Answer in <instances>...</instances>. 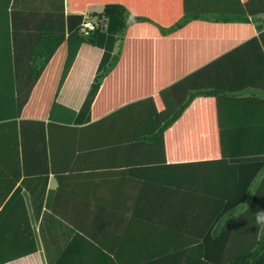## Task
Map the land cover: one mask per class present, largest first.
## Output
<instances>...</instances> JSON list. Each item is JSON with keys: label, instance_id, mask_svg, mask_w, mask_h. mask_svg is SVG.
<instances>
[{"label": "crops", "instance_id": "0c3cea01", "mask_svg": "<svg viewBox=\"0 0 264 264\" xmlns=\"http://www.w3.org/2000/svg\"><path fill=\"white\" fill-rule=\"evenodd\" d=\"M128 4L140 15L168 25L180 23L170 35L143 22L134 24L132 17L129 26L135 27L129 52L157 55L155 63L148 60L147 68L156 64L163 71H188L173 84L172 114L142 109L123 111L119 118L93 119L92 107L101 91L94 88L95 78L102 62L108 64L123 50L124 37L118 34L116 15L106 13L102 4L90 6L88 11L101 17L110 31L98 47L82 46L58 94V102L77 115L66 114L70 126L55 128L47 159L43 144L35 137L29 139L27 175L8 190L5 182L14 180L5 177L18 174V163L0 160V262L4 264H111L121 252L126 259L122 247L131 245L133 237L124 231L133 227L130 216L138 199L148 197L151 189L159 197L166 185H175L184 175L194 180L196 170L191 165L211 173L212 161L223 146L245 147L232 137L245 132V119H252L254 125L264 117L259 108L245 111L235 101L264 95V51L252 42L253 37L240 39L251 33L236 18L244 10L240 0H128ZM251 7L260 13L263 3L255 1ZM248 19L258 37L264 14ZM50 78V73L45 74L40 82L50 85ZM222 89L242 94L232 96L236 99L214 96ZM186 102L189 106L178 114L176 108ZM177 115L165 128L160 116ZM221 132L231 135L224 144ZM149 182L156 188H150ZM29 225L34 242L26 235ZM147 238L140 236L139 242Z\"/></svg>", "mask_w": 264, "mask_h": 264}, {"label": "trees", "instance_id": "16d2710c", "mask_svg": "<svg viewBox=\"0 0 264 264\" xmlns=\"http://www.w3.org/2000/svg\"><path fill=\"white\" fill-rule=\"evenodd\" d=\"M240 1L244 10L236 18L251 31L240 39L253 37L252 42L264 51V29L255 37L248 19L264 14V0ZM255 1L263 3L262 11L256 14L251 7ZM96 4L120 19L118 34L124 37V44L108 64L102 62L95 78L94 88L101 87V91L92 107L93 119L119 118L123 111L142 109L172 114L173 84L188 71H163L155 68L156 64L147 68L148 60L155 63L157 55L129 52L135 29L129 26L132 17L134 24L143 22L170 35L180 23L168 25L140 15L128 0H0V160H14L19 168L18 174L5 177L14 180L5 182L6 190L27 175L29 139L35 137L43 144L47 159L55 128L70 126L71 118L66 114L77 115L57 97L82 46L98 47L108 38L109 26L90 31L84 28L87 20L101 19L88 11ZM49 73L51 84L44 86L40 81ZM213 94L236 99L232 96L242 93L222 89ZM235 101L244 105L245 111L259 108L264 113V95ZM189 104L179 105L178 114ZM178 116L160 119L167 128ZM253 122L246 118L245 132L232 136L245 147L223 146L212 161L211 173H204L205 168L198 164L191 165L196 170L194 180L188 181L184 175L175 185H164L159 197L153 196L156 191L151 189L148 197L137 198L130 216L133 227L124 231L125 236L133 237L131 245L122 247L128 256L124 259L123 252L116 253L111 264H264V117ZM227 136L231 138L221 132L222 144ZM4 144L8 145L5 151ZM179 169L187 172L185 166ZM155 184L148 185L156 188ZM137 225L145 229H136ZM28 229L26 235L34 242L30 225ZM140 236L148 238L140 243Z\"/></svg>", "mask_w": 264, "mask_h": 264}, {"label": "built area", "instance_id": "2783aa9c", "mask_svg": "<svg viewBox=\"0 0 264 264\" xmlns=\"http://www.w3.org/2000/svg\"><path fill=\"white\" fill-rule=\"evenodd\" d=\"M97 27H105V23L97 18L87 20L84 23V28L86 29V31L94 30Z\"/></svg>", "mask_w": 264, "mask_h": 264}]
</instances>
